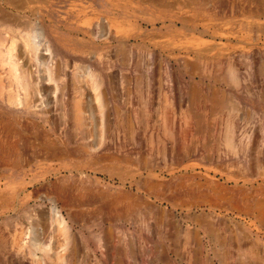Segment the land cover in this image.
Masks as SVG:
<instances>
[{"label": "rangeland", "instance_id": "1", "mask_svg": "<svg viewBox=\"0 0 264 264\" xmlns=\"http://www.w3.org/2000/svg\"><path fill=\"white\" fill-rule=\"evenodd\" d=\"M17 1L0 0L18 150L0 154V264H264V0Z\"/></svg>", "mask_w": 264, "mask_h": 264}, {"label": "bare ground", "instance_id": "2", "mask_svg": "<svg viewBox=\"0 0 264 264\" xmlns=\"http://www.w3.org/2000/svg\"><path fill=\"white\" fill-rule=\"evenodd\" d=\"M17 1V0H16ZM15 0H5V3L8 5V6H10V7H12V8H14L15 10H19V9H22L23 8V3L22 2H20V1H17L16 2ZM98 1V0H97ZM110 1V0H109ZM4 2V1H3ZM190 2H192V3H194L193 1H190ZM111 3H112V1H111ZM120 4V3H119ZM43 5V4H42ZM126 5H130V4H126ZM25 6V5H24ZM134 6V5H133ZM43 7V6H42ZM41 7V8H42ZM46 7V6H45ZM101 7V6H100ZM116 7V6H115ZM117 7H118V2H117ZM197 7V6H196ZM88 8V7H87ZM120 8V7H119ZM135 8V7H134ZM30 9V8H29ZM72 9V8H71ZM75 9H78V8H75ZM84 9V8H83ZM111 9V8H110ZM117 10L116 11H118V8H116ZM120 9H122V8H120ZM69 10V9H68ZM115 10V9H114ZM128 10V9H127ZM133 10H135V9H133ZM70 11H72V10H70ZM81 11V10H80ZM32 12H33V10H32ZM74 12V11H73ZM127 12V11H126ZM158 12L160 13V14H162V15H164V16H168L169 15V12H167V10L166 9H164V8H162V9H160V10H158ZM82 13V12H81ZM92 13V12H91ZM114 13V12H113ZM117 13V12H116ZM119 13V12H118ZM124 14H126V13H124ZM76 15V14H75ZM83 15H84V13H83ZM100 15V14H99ZM99 15H97V16H99ZM132 15V14H131ZM85 16V15H84ZM124 16V15H123ZM171 17V16H170ZM13 18V17H12ZM17 18V17H16ZM174 18V17H173ZM0 19H3L2 18V16L0 15ZM18 19V18H17ZM86 19V18H85ZM94 19V18H93ZM93 19L91 20V22L93 21ZM100 19V18H99ZM105 19V18H104ZM109 19V18H108ZM14 20V19H13ZM173 20V19H172ZM177 20V19H176ZM2 21V20H1ZM121 21V20H120ZM175 21V20H174ZM3 22H5V21H3ZM152 22V21H151ZM89 23V21L88 20H84L83 21V24L84 25H86L87 26V24ZM129 23V22H128ZM19 24V23H18ZM18 24H16V25H18ZM24 24V23H23ZM31 24V23H30ZM117 24V22L114 24V26ZM125 24H127V23H125ZM5 25V24H4ZM21 25V24H20ZM131 25V24H130ZM28 26V25H27ZM117 26V25H116ZM127 26V25H126ZM129 26V25H128ZM127 26V27H128ZM132 26V25H131ZM21 27H22V25H21ZM29 27V26H28ZM109 27V26H108ZM118 27V26H117ZM111 28V27H110ZM24 29V28H23ZM28 29V28H27ZM116 30H117V28H115ZM125 29V28H124ZM129 29V28H128ZM134 29V28H133ZM25 30V29H24ZM111 30V29H110ZM127 30V29H126ZM130 30H132V28L130 29ZM136 32V31H135ZM135 32H133V33H135ZM132 33V32H131ZM192 38V37H191ZM196 40V39H195ZM195 40H194V42L193 43H195ZM25 42H26V40H25ZM188 42V41H187ZM196 43H199V42H196ZM190 44V43H189ZM17 45V44H16ZM192 45V44H191ZM25 46H27V45H25ZM91 46V45H90ZM22 50V49H21ZM29 50V49H28ZM8 52H10V49H9V51ZM47 52V51H46ZM0 53H1V51H0ZM48 53V52H47ZM98 53V52H97ZM122 53V52H121ZM17 54V53H16ZM26 54V53H25ZM101 54L99 53V56H100ZM9 56V58H10V60H11V58L14 56H12V55H8ZM16 56V55H15ZM97 56V55H96ZM95 56V57H96ZM98 56V57H99ZM1 59H3V56L1 57ZM9 60V61H10ZM17 60H19V59H17ZM22 61V60H21ZM24 61V60H23ZM211 61V60H210ZM189 63V62H188ZM206 63H208V62H206ZM214 64L216 63V61L215 62H213ZM186 64H187V62H186ZM229 65V64H228ZM227 65V66H228ZM218 65H216V67H217ZM184 67V66H183ZM200 67V66H199ZM210 67H211V64H210ZM263 67V66H262ZM11 68H14V70H15V72L17 73V77H16V79H17V82H18V84H19V81H20V79H23L24 77H26V76H24V73L25 72H23V69H18V67H17V63H16V61H13V64H12V67ZM187 68V67H186ZM198 67H197V65H192L191 66V69H189V70H191V74H197L199 71H198ZM211 69V68H210ZM226 69V68H225ZM228 69V68H227ZM226 69V70H227ZM184 70H186V69H184ZM188 70V69H187ZM214 70V69H213ZM258 70V69H257ZM26 71V70H25ZM215 71V70H214ZM217 71V70H216ZM229 71H230V69H229ZM229 71H227V72H229ZM259 72H261L260 70H258ZM226 72V73H227ZM262 72H264V71H262ZM261 72V73H262ZM189 73V72H188ZM217 74V73H216ZM227 74H230L229 75V80L230 81H234L233 80V76L231 75L232 74V72L230 71V73H227ZM29 75V72H27V76ZM137 76V75H136ZM158 76V75H157ZM55 76H53V78H54ZM122 77H124V76H122ZM25 79V81H26V78H24ZM57 79V78H56ZM112 79V78H111ZM216 79V78H215ZM235 79V78H234ZM55 80V79H54ZM122 80H123V78H122ZM126 80V79H125ZM24 83V82H23ZM29 84V83H28ZM100 84V83H99ZM136 84V83H135ZM138 84V83H137ZM99 86V85H98ZM31 87V86H30ZM109 88H111L110 86H109ZM125 88V87H124ZM138 88V87H137ZM25 89V88H24ZM24 89H22V90H24ZM28 89V88H27ZM75 89V88H74ZM135 89V88H134ZM123 90V89H122ZM112 91V90H111ZM113 91H114V89H113ZM125 91H128L127 89L125 90ZM211 91H213V90H211ZM31 92V91H30ZM29 92V93H30ZM72 92V91H71ZM75 92H77V91H75ZM190 92V91H189ZM193 92V91H192ZM196 92V91H195ZM28 92H27V94H29ZM33 93V92H32ZM31 93V94H32ZM68 93V92H67ZM103 93V92H102ZM212 93V92H211ZM33 94H35V91H34V93ZM56 94V93H55ZM74 94V93H73ZM81 94V93H80ZM83 94V93H82ZM81 94V95H82ZM159 94V93H158ZM81 95H79V96H81ZM131 95V94H130ZM198 95V94H197ZM29 96H30V94H29ZM31 96H33V95H31ZM30 96V97H31ZM62 96V95H61ZM115 96V95H114ZM123 96V95H122ZM137 96V95H136ZM159 96V95H158ZM191 96V95H190ZM219 96V95H218ZM34 97V96H33ZM36 97V96H35ZM124 97V96H123ZM138 97V96H137ZM188 97H189V95H188ZM197 97V96H196ZM199 97H201V96H199ZM75 98V97H74ZM74 98H72V99H74ZM78 98V97H77ZM116 98V97H115ZM127 98V97H126ZM128 98H130V96L128 97ZM194 98V97H193ZM203 98V97H202ZM211 98V97H210ZM58 99V98H57ZM68 99H70V98H68ZM83 99V98H82ZM81 99V100H82ZM223 99V98H222ZM222 99H219V100H222ZM30 100V99H29ZM32 100H34V98H32ZM31 100V101H32ZM36 100V99H35ZM133 100H135V99H133ZM138 100V99H137ZM189 100V99H188ZM202 100V99H201ZM11 101H12V97L11 96H8V102H10L11 103ZM26 101H27V99H26ZM25 101V102H26ZM76 101V100H75ZM140 101V100H139ZM207 101H209V100H206V102ZM212 101V100H211ZM222 101H224V100H222ZM221 101V102H222ZM24 102V101H23ZM25 102L23 103V105H25ZM56 102V101H55ZM62 102V101H61ZM69 102H70V100H69ZM100 102V101H99ZM105 102H106V100H105ZM125 102V101H124ZM133 102V101H132ZM148 102V101H147ZM189 102V101H188ZM195 102V101H194ZM197 102H199V101H197ZM196 102V103H197ZM205 102V101H204ZM227 102H228V100H227ZM102 103H103V106L101 105V107H104L105 105H104V102H103V99H102ZM217 103V102H216ZM28 104V103H27ZM55 104V103H54ZM59 104H60V102H59ZM128 104H129V102H128ZM195 104V103H194ZM204 104V103H203ZM219 104V103H218ZM18 105H22V102H20ZM76 106H75V111L73 110V116H72V118L70 117L69 119H73L74 120V122H75V124L76 125H78V126H81L82 127V121H81V118L79 117V109H78V102H76V104H75ZM133 105V104H132ZM142 105V104H141ZM144 105H145V102H144ZM166 105H167V102H166ZM169 105V104H168ZM167 105V106H168ZM190 105V104H189ZM27 106V105H26ZM40 106V105H39ZM222 106V105H221ZM220 106V107H221ZM29 107V106H28ZM27 107V108H28ZM56 107V106H55ZM62 107V106H61ZM184 107V106H183ZM223 107V106H222ZM41 108V107H40ZM43 108V107H42ZM105 108H106V106H105ZM104 108V109H105ZM167 108H170V106L169 107H167ZM180 108V107H179ZM203 108V107H202ZM70 109V108H69ZM148 109V108H147ZM166 109V108H165ZM164 109V110H165ZM178 109V108H177ZM180 109H182V108H180ZM196 109V108H195ZM199 109V108H198ZM209 109V108H208ZM29 110H30V108H29ZM28 110V111H29ZM39 110V109H38ZM42 110V109H41ZM44 110V109H43ZM60 110V109H59ZM143 110L144 111H147V110H145L144 108H143ZM187 110V109H186ZM193 110V109H192ZM223 110V109H222ZM227 111L229 110L230 111V105H229V107H227V109H226ZM54 111V110H53ZM69 111V110H68ZM71 111V110H70ZM81 111V110H80ZM142 111V110H141ZM195 111V110H194ZM216 111V110H215ZM228 111V112H229ZM43 112V111H42ZM61 112V111H60ZM103 112V111H102ZM107 112V111H106ZM138 112H140V110L138 111ZM143 112V111H142ZM182 112V111H181ZM187 112V111H186ZM197 111H195V113H196ZM29 113H31V112H29ZM39 113H41V111L39 112ZM45 113V112H44ZM104 114H105V112H103ZM102 113V114H103ZM144 113V112H143ZM146 113V112H145ZM182 113H184V112H182ZM63 114V113H62ZM82 114V113H81ZM122 114V113H121ZM209 114V113H208ZM227 115L229 114V113H226ZM59 116H62V115H60V114H58ZM126 115H127V112H126ZM147 115V114H146ZM177 115L179 116V113H177ZM176 115V116H177ZM190 115V114H189ZM194 115V114H193ZM199 115H200V113H199ZM204 115H206L205 113H204ZM64 116V115H63ZM66 116V115H65ZM84 116V115H83ZM107 116V115H106ZM122 116V115H121ZM128 116V115H127ZM126 116V117H127ZM149 116V118H150V115H148ZM158 116V115H157ZM177 116V117H178ZM212 116V115H211ZM114 117H116V115L114 116ZM118 117H119V115H118ZM125 117V116H124ZM180 117V116H179ZM183 117V116H182ZM193 117V116H192ZM202 117V116H201ZM213 117V116H212ZM216 117V116H215ZM218 117V116H217ZM57 118V117H56ZM62 118V117H61ZM119 118H121V117H119ZM134 118V117H133ZM145 118V117H144ZM158 118V117H157ZM186 118V117H185ZM214 118V117H213ZM52 119V118H51ZM58 119V118H57ZM65 119V118H64ZM108 119V118H107ZM127 119V118H126ZM139 119H140V117H139ZM146 119H147V117H146ZM189 119H190V117H189ZM193 119V118H192ZM203 119V118H202ZM215 119V118H214ZM142 120H144L143 118H142ZM142 120H140L141 122H142ZM183 120V119H182ZM206 120V119H205ZM204 120V121H205ZM216 120V119H215ZM230 120V119H229ZM48 121V120H47ZM62 121V120H61ZM102 121H105V120H103L102 119ZM146 121V120H145ZM196 121V120H195ZM197 121H198V119H197ZM196 121V122H197ZM201 120H199V122H200ZM227 121V120H226ZM53 122V121H52ZM55 122V121H54ZM69 122H70V120H69ZM186 122V121H185ZM193 122V121H192ZM208 122H209V119H208ZM232 122V121H231ZM58 123V122H57ZM122 123V122H121ZM146 123V122H145ZM164 123V122H163ZM189 123H191V122H189ZM194 123V122H193ZM229 123H230V121H229ZM53 124V123H52ZM66 124V123H65ZM71 124V123H70ZM119 124V123H118ZM130 124V123H129ZM167 124V123H166ZM182 124H183V121H182ZM192 124V123H191ZM197 124V123H196ZM209 124V123H208ZM231 124V123H230ZM229 124V125H230ZM60 125H61V123H60ZM59 125V126H60ZM108 125V124H107ZM122 125V124H121ZM126 125V124H125ZM137 125V124H136ZM145 125V124H144ZM147 125V124H146ZM168 125V124H167ZM167 125L165 126V127H167ZM226 125V124H225ZM232 125V126H231ZM230 125V127L232 128L233 127V124H231ZM65 126V125H64ZM105 126H106V124H105ZM127 126V125H126ZM187 126V125H186ZM188 126H189V124H188ZM194 126V125H193ZM196 126V125H195ZM199 126H200V124H199ZM198 126V127H199ZM214 126V125H213ZM52 127V126H51ZM72 127V126H71ZM110 127V126H109ZM53 128V127H52ZM57 128H59V127H57ZM161 129H162V127H160ZM169 128V127H168ZM187 128H189V127H187ZM230 128V129H231ZM76 128H74V130H75ZM109 129V128H108ZM122 129H123V127H122ZM135 130H136V128H134ZM171 129V128H170ZM196 129V128H195ZM204 129V127H200V131L201 130H203ZM223 129V128H222ZM227 129H229V128H227ZM73 130V131H74ZM105 130V129H104ZM107 130V129H106ZM110 130V129H109ZM129 130V129H128ZM127 130V131H128ZM132 130V129H131ZM166 130V129H165ZM169 130V129H168ZM206 130V129H205ZM212 130V129H211ZM57 131V130H56ZM56 131H54V133L56 132ZM130 131V130H129ZM163 131H164V129H163ZM174 131V130H173ZM186 131V130H185ZM188 131V130H187ZM233 131V130H232ZM84 132V134H86L85 133V131H83ZM104 132H106V131H104ZM133 132V131H132ZM146 132V131H145ZM167 132V131H166ZM226 132V131H225ZM229 132H231V130L229 131ZM229 132L227 131L226 132V134H225V140H224V143H225V145L227 146V147H229L230 145H231V139H230V135H229ZM79 133V132H78ZM122 133H124V132H122ZM131 133V132H130ZM179 133H180V131H179ZM188 133V132H187ZM198 133V132H197ZM205 133V132H204ZM163 134V133H162ZM161 134V135H162ZM170 134V133H169ZM191 134V133H190ZM194 134V133H193ZM233 134V133H232ZM76 133H75V137H76ZM87 135H88V133H87ZM138 135V134H137ZM140 135V134H139ZM180 135V134H179ZM210 135H212L211 133H210ZM81 136V135H80ZM141 136V135H140ZM144 136V135H143ZM158 136V135H157ZM172 136V135H171ZM182 136V135H181ZM200 136V135H199ZM198 136V137H199ZM224 136V135H223ZM222 136V137H223ZM165 137H168V136H165ZM212 137V136H211ZM231 137H232V135H231ZM144 138V137H143ZM169 138H171V137H169ZM173 138H174V136H173ZM194 138H196V136H194ZM203 138V137H202ZM145 139H147V138H145ZM152 139V138H151ZM151 139H149V142L151 141ZM172 139V138H171ZM68 140V139H67ZM83 140V139H82ZM88 140V139H87ZM86 138L84 139V141H85V143H86ZM179 140V139H178ZM177 140V141H178ZM218 140V139H217ZM63 141V140H62ZM64 141H65V139H64ZM169 141V140H168ZM175 141V140H174ZM204 141V140H203ZM7 143V142H6ZM70 143H72V141L70 142ZM146 143V142H145ZM171 143H173V142H171ZM202 143V142H201ZM233 143V142H232ZM9 144V143H8ZM12 144H14V143H12ZM65 144V143H64ZM81 144V143H80ZM161 144V143H160ZM175 144V143H174ZM177 144V143H176ZM175 144V145H176ZM184 144H186V143H184ZM202 144H204V142L202 143ZM201 144V145H202ZM215 144H216V142H215ZM11 145V144H10ZM81 145H83V144H81ZM205 145V144H204ZM212 145V144H211ZM146 146V145H145ZM179 146V145H178ZM203 146V145H202ZM159 147V146H158ZM171 147V146H170ZM173 147V146H172ZM187 147V146H186ZM189 147V146H188ZM206 147V145L204 146V148ZM207 147H209L210 148V144L207 146ZM231 147L232 146H230V149H231ZM234 147V146H233ZM162 148V147H161ZM165 148V147H164ZM208 148V149H209ZM225 148V147H224ZM227 149V148H226ZM230 149H228V150H230ZM233 149V148H232ZM184 150H185V148H184ZM188 150V149H187ZM210 150V149H209ZM18 151V150H17ZM17 151L15 150V146H6V144L5 143H3V142H1L0 141V154H6L7 156H9L10 154H14L15 152L17 153ZM164 151V150H163ZM175 151V150H174ZM186 151V150H185ZM162 152V151H161ZM172 152V151H171ZM188 152V151H187ZM158 153V152H157ZM176 153V152H175ZM184 153H181V155H183ZM175 155V154H174ZM176 155H178V153L176 154ZM12 156V155H11ZM16 156V155H15ZM98 157V156H97ZM111 157V156H110ZM165 157V156H164ZM175 158H176V156H174ZM102 159V158H101ZM114 159H115V157H114ZM181 159V158H180ZM109 162H110V160L109 159H107ZM1 161H3L1 158H0V165H2L3 163H1ZM119 161V160H118ZM176 161H177V159H176ZM116 162V161H115ZM17 163V162H16ZM74 163V162H73ZM72 163V164H73ZM90 163V162H89ZM88 163V164H89ZM119 163V162H118ZM79 164V163H78ZM85 165V164H84ZM90 165V164H89ZM89 165H87V166H89ZM81 166V165H80ZM106 166V165H105ZM109 166V165H108ZM107 166V167H108ZM82 167V166H81ZM86 167V166H85ZM84 167V168H85ZM99 167V166H98ZM110 167V166H109ZM68 168V167H67ZM66 168V169H67ZM74 168V167H73ZM106 168V167H105ZM62 169V168H61ZM65 169V168H64ZM88 169V168H87ZM69 170V169H68ZM89 170H91V167H90V169ZM93 171V170H92ZM112 172V171H111ZM17 188H23L24 187V184H22V183H18V184H16L15 185ZM210 187V186H209ZM15 187H12V188H10L11 190H13ZM211 189H212V186L210 187ZM8 189V188H7ZM9 190V189H8ZM10 190V191H11ZM13 191H15V189L13 190ZM20 192V191H19ZM217 193V192H216ZM127 194V193H126ZM214 194V193H213ZM13 195V194H12ZM17 195V194H16ZM13 198V197H12ZM1 200V199H0ZM3 200V199H2ZM14 200V199H13ZM26 200V199H25ZM220 201V200H219ZM212 202V201H211ZM24 203V202H23ZM213 203V202H212ZM22 204V203H21ZM20 204V205H21ZM23 207V206H22ZM116 207V206H115ZM234 208V207H233ZM34 210V209H33ZM48 210V209H47ZM214 210V209H213ZM212 210V211H213ZM31 211V210H30ZM46 211V210H45ZM48 212H50V213H53L54 214V216H55V221H56V223L58 224V226L60 227L61 225H63L64 223H63V221H62V219L60 218V215H59V212L58 211H55L54 212V210H52V209H50ZM117 212V211H116ZM158 212V211H157ZM34 213V212H33ZM32 213V214H33ZM47 213V212H46ZM118 213V212H117ZM239 213V212H238ZM31 214V213H30ZM159 214V213H158ZM35 215V214H34ZM239 215V214H238ZM37 216V215H36ZM35 216V217H36ZM43 216H45V214H43V213H39L38 214V217L40 218V220H44V219H42L43 218ZM53 216V217H54ZM69 217H71V215H69ZM68 217V218H69ZM212 217V216H211ZM247 217V216H246ZM250 217V216H249ZM248 217V218H249ZM254 218V217H253ZM31 219V218H30ZM197 219V218H196ZM40 220H39V222H40ZM47 220V219H46ZM51 220V219H50ZM33 221V220H32ZM49 221V220H48ZM202 222V221H201ZM205 222V221H204ZM204 222H202V223H204ZM34 223V222H33ZM38 223V222H37ZM49 223V222H48ZM47 223V224H48ZM71 223V222H70ZM35 224V223H34ZM44 224V227H46L45 226V223H43ZM42 224V225H43ZM205 224V223H204ZM208 224V223H207ZM37 225V224H36ZM199 225V224H198ZM48 226V225H47ZM201 226V225H200ZM68 227V226H67ZM66 227V228H67ZM208 227V226H207ZM203 228V227H202ZM205 228V227H204ZM262 228H264V226L262 227ZM65 229V228H64ZM207 230V229H206ZM45 231V230H44ZM46 231H47V229H46ZM110 232V231H109ZM213 231H210L209 233H212ZM13 234V233H12ZM11 234V235H12ZM13 236V235H12ZM46 236V235H45ZM10 237V236H9ZM3 238V237H2ZM14 238V237H13ZM3 240V239H2ZM4 240H5V238H4ZM11 240V239H10ZM17 240V239H16ZM7 242V241H6ZM18 242V241H17ZM8 243H10V242H8ZM13 243V242H12ZM5 244V243H4ZM11 245V244H10ZM9 245V246H10ZM244 246V245H243ZM12 247V246H11ZM251 247H252V245H251ZM3 248H4V246H3ZM18 248V247H17ZM21 248V247H20ZM248 248V247H247ZM250 248V247H249ZM15 249V248H14ZM11 250V249H10ZM18 250V249H17ZM16 250V251H17ZM72 250V249H71ZM243 250V249H242ZM255 250V249H254ZM25 251V250H24ZM250 251V250H249ZM21 252H22V250H21ZM251 253V252H250ZM26 254V253H25ZM17 255H18V253H17ZM16 255V256H17ZM259 257V256H258ZM19 258V257H18ZM24 258H26V255L24 256ZM254 259V258H253ZM263 259V258H262ZM264 262V261H263Z\"/></svg>", "mask_w": 264, "mask_h": 264}]
</instances>
